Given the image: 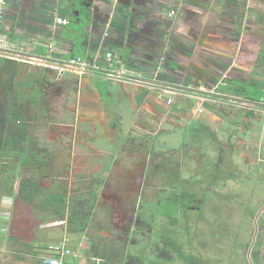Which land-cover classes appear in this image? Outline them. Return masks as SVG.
I'll use <instances>...</instances> for the list:
<instances>
[{"label": "crops", "instance_id": "0c3cea01", "mask_svg": "<svg viewBox=\"0 0 264 264\" xmlns=\"http://www.w3.org/2000/svg\"><path fill=\"white\" fill-rule=\"evenodd\" d=\"M100 1L7 0L5 15L0 23V47L8 54L24 58L0 57L40 66L42 64L34 57L48 59L52 65L62 63L72 57L68 52L73 46H62L56 54L52 52L49 55L43 41L58 31H72L73 38L68 39L75 42L74 55L81 45L84 56L76 55L93 61L104 60V55L110 50L101 54L97 40L102 32H95L101 18L107 15V6ZM168 15L173 38L168 59L169 66L175 68L167 64L164 70L162 67L161 71L156 72L148 65L129 68L121 64L120 67L128 76L142 73L146 77H158L180 85L186 91L180 92L174 105L169 107L161 104L163 101L157 99L159 96L153 90L127 80L112 79L103 71L90 70L79 75L82 84L79 91L84 103L77 110L75 118H78L81 126L77 122L74 128L75 120L69 125V131L77 138L75 144L96 142L101 138L106 143L108 139L116 137L121 144L127 135L133 137L136 134L140 137H135L137 147H133L137 154L140 152L138 142L144 134H152L149 129L157 122L159 130L164 131L168 140V135L179 127L191 126L198 134L190 137L188 142L198 143L207 154V139L203 140V136L207 133L205 130L211 128L214 133L221 132L226 138L225 142L222 136L219 138L223 142L217 139L212 141L213 144L216 142L215 145L218 142L214 148L218 159L223 160V155L227 154L226 159L229 156L228 160L232 161L228 168H219L216 176L225 177L228 174L233 181L239 179L232 159L235 154L251 164L248 177H251V173L259 174L264 162V128L260 125L264 121V105L260 103L264 99V0H188L186 5L178 1L168 10ZM78 21H89V26L76 34L72 28L77 26ZM157 24L156 32L159 31ZM115 27L108 24L105 34L112 41L117 34ZM44 66V69L56 68ZM102 81L108 84L102 85ZM237 88L243 89L240 90L243 92L237 91ZM231 97H242L246 102L230 103L228 98ZM247 104L252 107L245 106ZM86 124L91 128H87ZM80 127L82 129L78 131ZM75 144H72V149H76ZM180 145L182 147L184 143ZM175 147L166 148L168 154ZM118 149L119 144L114 145L111 151L97 149V155H103L96 157L99 169L102 165V170L108 169L107 153L113 154L110 157L113 167L118 162L126 165L124 159L118 158ZM93 160L89 161L93 163ZM2 161L7 163V160ZM14 163L16 170L27 166L20 159ZM88 168L91 173L94 167ZM9 175L7 170L0 171V192L6 199V203H1L3 199L0 202V213L1 208L4 213L5 208L11 205V198L17 197L19 189L15 188L16 182L13 191L10 180L5 183ZM87 178L91 184L96 176Z\"/></svg>", "mask_w": 264, "mask_h": 264}, {"label": "rangeland", "instance_id": "374dc122", "mask_svg": "<svg viewBox=\"0 0 264 264\" xmlns=\"http://www.w3.org/2000/svg\"><path fill=\"white\" fill-rule=\"evenodd\" d=\"M77 24L88 27L89 21H78ZM80 40L83 41V39ZM75 52L84 56L83 46H78ZM4 54H7V52L4 51ZM22 63L24 65L20 66L18 72L17 88L22 90L26 105L30 108L26 118L31 124L30 133L34 139L31 146V155L33 159L36 158V162L17 168L15 188L18 189L22 177L35 174L46 193L60 194L66 190V198L70 207L75 196L86 193L87 185H89L88 180H90L87 177L96 176L94 182L99 184V196L92 222L87 230L92 233L93 238L85 235L80 239L76 233L71 232L67 224L68 213L64 219H60L56 210L53 209L54 206L44 207L37 203L38 201L29 204L23 199L11 198V205L5 208L7 212L2 213L1 208L2 214L0 213V264H42L40 261H42L45 252L43 245L63 238H69L74 245L79 243V246L85 249L87 253H85L86 255L81 264H104L105 261L102 258H93L88 252L92 241L102 244L108 238L118 234L114 227L122 220L120 210L122 211L126 207L117 208L116 196L124 194V197L129 198L130 204L135 205L138 211L144 199L156 198V191H158L157 198L161 197L159 190L164 186L161 177L165 172L158 168V163L160 161L164 162L163 156L168 153L166 148L179 145L174 148V151H171L172 156L176 153L175 158L179 157V154L182 153L180 144L187 145L188 139L198 134V132L193 130L191 126L184 125L168 135L170 139L168 140L164 131L159 130L157 122L153 123L152 128L149 129L152 134L146 133L143 136L148 138L157 137L160 142L156 140L153 148L151 146L140 147L142 151L137 154L130 151L131 144H127L126 140L120 144L118 137L116 139L110 138L106 143L101 138L102 140L97 139L96 142L75 144L77 138L71 134V130L69 131V125L75 120L73 122L75 128V124L78 122V118H75L77 110L81 109L84 103L79 91L80 85H82L80 84V76L71 70L60 71L58 68H55L57 70L53 69L54 67L46 70L42 67L43 64L40 66L39 64L35 65V63L33 65ZM9 75V73L0 74L2 79ZM107 84L106 81H102V85ZM2 94L0 87V99ZM78 124L81 126L80 121ZM260 125L261 128H264V121ZM86 127L91 128L89 124H86ZM81 129L82 127L78 131ZM205 131L207 133L203 136V140L207 139L205 141L208 145L207 154L203 164L204 171L201 172L203 177L200 173L198 175L204 180H208L206 177H208L211 170H206L209 163L211 161L215 162L219 158L214 150L218 142L215 145L216 142L213 144L212 141L217 139L223 142L219 138V136H222L225 142L226 138L221 132L214 133L211 128ZM143 136L142 138L145 139ZM211 136H216V138L211 139ZM133 137L140 138L136 134ZM115 141L116 143L113 144ZM73 143L76 149H72ZM118 144L117 156L120 160L124 159L126 165L118 162V165L113 167L110 163V157L113 154L107 153L105 156L108 161V169L102 170L103 165L99 169L96 157L102 154L97 155L99 153L97 149L111 151L113 146ZM150 149L154 153L162 152L163 154L159 156L160 158H157V155H153L154 153L149 154ZM226 155H223L225 160ZM235 155L234 157L232 155V159L239 179L230 181L229 186L226 188L222 183L217 185V192L213 196V201L208 202L202 214L191 212L193 215L191 217L193 218L192 224L197 226L190 229L194 233V238L191 242L190 235L186 233L183 240L187 241L185 242L187 250L191 248L194 253L201 254L209 259L212 264H245L250 260L251 251L259 241L260 262L264 264V162L261 163L259 174L254 173L252 175L251 173V177H248L251 164L249 165L243 157ZM42 159L46 160V166L39 168L36 164ZM90 159H94L93 163L89 161ZM171 159L173 160V158ZM3 160H7V163L16 162L13 161L12 157L3 158ZM3 162H0V165L7 164ZM86 162H88L87 167L84 168ZM88 166L90 168L94 167L91 169V173ZM209 167L211 168V166ZM165 168L166 166L163 167V169ZM0 169L4 168L0 167ZM190 169L187 168L186 171L181 172L177 179L180 180L185 175L189 176L195 173ZM151 171L152 174L150 175ZM142 174H149L148 177L150 178L146 180V183L149 181L147 189L135 187L138 179L134 177H140L139 175ZM204 183L206 182L204 181ZM169 193L174 194V191H168ZM228 193L229 200L227 201L225 196ZM2 199L3 202H1ZM5 201L6 199L2 197L0 192V202L3 204L6 203ZM214 205L217 207L214 208ZM142 213H144L143 210ZM156 221L160 225L166 224L167 228L171 227L165 217H159ZM136 238L138 239L139 236H136ZM180 241L182 243L181 238ZM114 242L119 248L123 246L118 240ZM32 244L34 246L38 245L37 255L33 253ZM100 249L103 250L104 246L100 245ZM138 250L130 246L131 252H137ZM145 253L151 256V253L149 254L146 251ZM155 257L156 255L152 254L151 259H155ZM160 261L163 262L161 259ZM124 262L118 259L119 264H124ZM153 262L155 264V260ZM167 264L185 263L173 260Z\"/></svg>", "mask_w": 264, "mask_h": 264}, {"label": "flooded vegetation", "instance_id": "af4514ba", "mask_svg": "<svg viewBox=\"0 0 264 264\" xmlns=\"http://www.w3.org/2000/svg\"><path fill=\"white\" fill-rule=\"evenodd\" d=\"M179 1L180 3L184 2L185 5L188 2V0ZM83 2L87 3V0H83ZM100 2L104 3L107 7L115 8L117 10H130V16L135 21H140V19L144 18V21L146 22H143V24L141 25V29L142 33L145 34V37H147L149 35H153L156 32L155 27L158 21H171V18H169L168 15V7L173 6L177 1L101 0ZM106 17L107 15L101 18L102 21H99L98 26H96L95 32H101L99 27H102V23L104 22L103 20H105ZM118 18L120 19V16H118ZM115 24L117 26L114 28V30L115 32H118V26L120 27V24L118 22H115ZM158 34L160 38L158 45L155 48V57H159L161 54L164 55V53H162V49L164 48H166L167 51L172 50V34H170V40H167L164 34H162L161 32ZM136 37V34L134 32H131L128 44L132 47H135V45H137ZM167 55L165 56V60L163 61V68L167 64L168 66L170 64ZM57 64H59V62ZM157 99H159V97ZM160 100L163 101L161 102L162 105L167 104L163 99ZM168 106L171 107L172 105ZM210 138L215 139L216 136H211ZM143 139L144 138H142L138 142V146L141 148H143L144 146H151L153 148L156 140L160 142L159 138L157 137H145V139ZM125 140L131 142L130 151L134 152L135 149L133 147H137L136 138L131 136L129 137L127 135ZM155 148L156 146L154 147V149ZM138 150L140 152L142 151L140 148ZM181 152L182 153L179 154V157L176 158V153H174L173 156L172 153H166L165 156H163L165 163L163 161H160L161 163H158V168L166 173H164L163 177H161V181L164 182V186L161 188V190H159L160 194L162 195L161 197L157 198L158 191H156V198L144 199V202L142 203L138 211L135 205L130 204L129 198L124 197V194H118L116 196L115 203L117 208L119 209V207L124 206L126 207V209L123 208L124 210H120L122 214V220L120 221V223L115 225L114 229L117 231L118 234L113 236L112 238L116 237L119 243L123 245L120 247L119 252L122 254L123 257L125 256L126 258V263L124 262V264H131L132 257L136 254L147 256L148 258L145 261L146 264H153L154 260L156 264V259L159 261L161 259L163 261H160L161 264H167L168 262H171L173 260L183 261L185 264H187L185 260H183V258L178 257V254L180 252L182 255L185 254L187 251L185 245V242L187 241L183 240V236L185 237L186 233L188 232L187 216L189 217L190 224H192L193 218L191 217H193V215L191 214V212H197L199 214H202L208 202L213 201V196L217 192V185H220L222 183V185H224V187L226 188L229 186V182L233 180L228 176V174L225 177L216 176L219 168H222L223 166H226V168H228V166L232 163L231 160H228V158H230L229 156L226 160L223 159L220 161L218 159L215 162L211 161L209 163V166H211V168L208 166V169L206 170H211L208 177H206L208 180H204L202 178L203 176L201 172L204 171L203 164L205 163L206 152H203L198 143L197 145H195L193 141H189L187 145L184 144L181 147ZM151 153H154V151L151 150L149 154ZM162 154L163 153L160 152L154 153L153 155H157V158H160L159 156H162ZM171 158H173V160ZM39 164L42 165V162L40 161ZM184 165H189L187 168H191L190 170H193L195 173L189 176L185 175L184 177H181L180 180H178L177 178L180 176L181 172L183 173L187 170ZM164 166H166L165 169H163ZM198 173H200L202 177H199ZM151 174L152 171L150 172V175ZM148 175L149 174L139 175L140 177L137 178L138 180L135 187L139 189H147L149 181L146 183V180L150 178L148 177ZM204 181L206 183H204ZM171 190L174 191V194H168V191ZM225 200H229V193L225 196ZM158 203H164L168 212L172 211V207L177 208L178 213L175 216H178L180 218L178 226L171 224L168 218L170 217L169 214L162 213L160 210L157 211L158 208H161L157 206ZM153 204L154 206H152ZM216 207L217 206L214 205V208ZM142 210L144 211V213H142ZM159 217L167 218L169 224L174 229H171V227L167 228L166 224L164 223L160 225V223L156 221V219H158ZM172 231L174 236L168 237L171 239L169 240L166 237V234L169 235ZM136 236H139V238L137 239ZM176 238L178 239L177 243L175 242ZM180 238L182 239V243L180 241ZM130 246H133L134 248L139 250L137 252H131ZM123 251H125V255ZM145 251L149 252V254L151 253V256L147 255ZM152 254L156 255L155 259H151Z\"/></svg>", "mask_w": 264, "mask_h": 264}, {"label": "trees", "instance_id": "16d2710c", "mask_svg": "<svg viewBox=\"0 0 264 264\" xmlns=\"http://www.w3.org/2000/svg\"><path fill=\"white\" fill-rule=\"evenodd\" d=\"M75 56H78L75 54ZM24 64L20 61L0 57V74L9 73L10 75L5 79L0 76V87L2 90V98L0 99V162L3 158L12 157L13 161L21 160L23 165H29L30 163L36 162V158L33 159L31 146L34 143V139L31 137L30 129L31 124L26 118L27 114L30 112V108L26 105L23 98L22 90L17 88V78L20 66ZM50 70V69H46ZM162 73V72H161ZM163 75V73H162ZM40 80V79H39ZM243 89L237 88V91ZM243 92V91H240ZM38 99V98H37ZM202 149V148H201ZM203 150V149H202ZM42 165L37 163L36 165L41 168L46 166V160H41ZM1 168L9 172V177L5 178V183L8 180L11 182V190H14V183L16 182L17 170L14 162L7 163L5 165L1 164ZM41 170V169H39ZM2 171V169H0ZM88 189L85 194H78L73 199V203L68 206L67 202V191L64 193H46L44 187L41 185L38 177L34 174L22 177L19 183V189L17 192V197L23 199L29 204H33L38 201L41 206H54L53 209L56 210L58 218L64 219L66 214L67 224L70 227L71 232L76 233L78 238H82L85 235H89L93 238L92 233L88 232L89 225L92 222L93 214L97 205L99 196V184L95 183L94 180L91 184L87 185ZM157 211L169 214V220L171 224L178 226L180 218L175 216L178 211L177 208H171L172 211L168 212L164 203H158ZM196 224H190L189 217L187 216V228L188 235H190V240L192 242L194 238V233L190 230L192 227L196 228ZM171 229H174L171 227ZM173 231L170 234H166V237H173ZM193 236V237H192ZM102 238L104 236H101ZM171 240L170 238H168ZM116 237L108 239L105 242L99 243L92 241L90 245V250L88 253L93 258H102L105 262L104 264H119L118 259L125 261V256L119 252L120 248L114 242ZM175 242H178L176 238ZM48 244H44V248ZM79 243L76 244L78 247ZM100 245L104 246L105 251L100 249ZM260 242L255 244V247L251 251L250 260L245 264H261L260 262ZM33 248V253L38 254L37 247L31 245ZM100 249V250H99ZM125 255V251H123ZM179 258H183L187 264H212L209 259H206L199 253H194L192 249L186 251L185 254H178ZM147 256L145 255H134L131 260V264H146ZM42 263V261H40ZM121 264V263H120ZM156 264H161L159 260L156 259Z\"/></svg>", "mask_w": 264, "mask_h": 264}, {"label": "water", "instance_id": "95a60500", "mask_svg": "<svg viewBox=\"0 0 264 264\" xmlns=\"http://www.w3.org/2000/svg\"><path fill=\"white\" fill-rule=\"evenodd\" d=\"M176 1L178 2L179 0ZM170 8L171 6L168 7V9ZM130 15L131 11L128 9L117 10L115 8L107 7V17L104 20L102 27H99L102 33L99 34L97 40L98 50L103 55L105 54L106 50L109 49L110 52L108 53H112L114 57L118 61H120V64H123L125 67L130 68L131 66L139 67L142 65H148L154 68L156 72L158 70L161 71L165 56L167 54L169 55V53H171L172 51H167L166 48H164L162 49V53H164V55L161 54L159 57H155V48L157 47L160 38L158 33L161 32L162 34H164L167 40H170V30L172 23H170L169 21H159V23L157 24V30L159 31L155 32L153 35L145 37V34L142 33L141 29V25L143 24V22H146L144 21V18L140 19V21H135ZM118 16H120V19L118 18ZM115 22H118L120 24V27L118 26V32L113 37L114 41H112L111 38L106 37L105 34L108 24L110 26H117ZM77 26H74L72 28V30L75 31L76 34L81 33L86 29V25L84 27L81 24H77ZM66 32L69 35H67ZM66 32L58 31L51 38H45L43 44L47 47V53L49 55L52 52L56 54L59 48L71 44V46L73 47L68 53H71L72 56H75L73 50L75 42L69 41L68 39L69 37L73 38L71 34L72 31ZM131 32H134L137 36V45H135V47H132L128 44ZM170 68L174 69L175 67L173 68L172 66ZM170 68H168V70H170Z\"/></svg>", "mask_w": 264, "mask_h": 264}, {"label": "built area", "instance_id": "2783aa9c", "mask_svg": "<svg viewBox=\"0 0 264 264\" xmlns=\"http://www.w3.org/2000/svg\"><path fill=\"white\" fill-rule=\"evenodd\" d=\"M6 6L7 0H0V23L4 18ZM0 55L18 59L24 58L21 55H14L13 53L4 54L1 47ZM34 58L38 60L40 64L45 66H55L60 71L71 70L78 75L86 74L90 70L103 71L106 76L112 79L127 80L128 82L153 90L157 93L159 98L163 99L168 105H173L176 101L177 95L180 94V92L186 91L185 89H182L180 85L158 77H146L142 73H135L132 76L126 75L120 67V61H118L112 53H107L102 61H93L81 56H72L64 62L56 65H52L48 59ZM244 100L242 97L228 98L230 103H238V101L246 102ZM260 103L264 105V99H262ZM245 106L252 107L251 104ZM202 109L203 108H200V110ZM85 253L86 251L82 246L78 245V247H76L69 238H63L62 240L48 244L45 247V254L42 259L43 264H81L82 259L86 255Z\"/></svg>", "mask_w": 264, "mask_h": 264}]
</instances>
